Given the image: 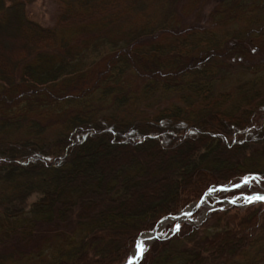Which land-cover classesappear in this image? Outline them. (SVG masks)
<instances>
[{"label": "trees", "instance_id": "16d2710c", "mask_svg": "<svg viewBox=\"0 0 264 264\" xmlns=\"http://www.w3.org/2000/svg\"><path fill=\"white\" fill-rule=\"evenodd\" d=\"M53 1L0 0V264H124L245 176L139 264H264V202H230L264 191V0Z\"/></svg>", "mask_w": 264, "mask_h": 264}, {"label": "rangeland", "instance_id": "374dc122", "mask_svg": "<svg viewBox=\"0 0 264 264\" xmlns=\"http://www.w3.org/2000/svg\"><path fill=\"white\" fill-rule=\"evenodd\" d=\"M27 3L25 5V10H26V15L27 17L33 21L34 23H38L40 26L42 27H51L56 19V7H55V1L53 0H26ZM198 1L197 0H187L185 5H186V9L187 11H192L195 9L196 7V3ZM205 5H208L210 3V0H204ZM219 26V23H218ZM4 35H0V51L3 49L5 50V53L7 55H11V54H15L16 51H18V48H22L21 46L23 45V43L21 42L20 39L12 37L10 38L9 36L6 40V38H3ZM253 193H261L264 194V191L262 192H256L254 191ZM253 193L249 194L252 195ZM248 195L243 196L242 200H239L237 203L240 206L243 205H247L249 203L245 202V197ZM38 197V194H32L29 198H28V203H32L33 201H35ZM211 198V195H206L205 196V200L203 201V203L200 205L202 206L201 211L198 214V219L197 222H201L202 220L205 219V217L207 216L208 212L214 208L213 204H209V199ZM190 209V208H189ZM185 210H188L185 209ZM185 216H179L177 217L178 222H182L184 220ZM168 218V220H167ZM164 218L163 222L159 225L162 226L164 225L167 221L169 220H173L176 218H172V217H167ZM159 231V230H158ZM173 231V229L169 230V233H171ZM161 232L159 231L158 236H163L162 234H160ZM148 240H152V239H147V240H143V242L148 241ZM135 248L133 249L131 256L134 254ZM7 264H13V263H7ZM14 264H21V263H14Z\"/></svg>", "mask_w": 264, "mask_h": 264}, {"label": "snow or ice", "instance_id": "6c2138e0", "mask_svg": "<svg viewBox=\"0 0 264 264\" xmlns=\"http://www.w3.org/2000/svg\"><path fill=\"white\" fill-rule=\"evenodd\" d=\"M259 177L256 176H245L241 178L240 184H233V188H239L242 185L250 184L253 180H258ZM230 191L228 188L221 187L220 189H209V192L206 193V195L210 194L213 191ZM240 199V197H233V199L230 201L231 203H236V201ZM256 201L264 202V194L261 193H253L252 195H248L245 197L246 203H253ZM177 230H179V225L176 226ZM146 251V248L144 246V242L142 239H137L135 241V251L132 256L128 258L127 264H139L140 258H142L143 253Z\"/></svg>", "mask_w": 264, "mask_h": 264}, {"label": "water", "instance_id": "95a60500", "mask_svg": "<svg viewBox=\"0 0 264 264\" xmlns=\"http://www.w3.org/2000/svg\"><path fill=\"white\" fill-rule=\"evenodd\" d=\"M240 182H237L235 184H240ZM233 185V184H232ZM232 185H229V186H223V185H216V186H213L209 189H220L221 187H224V188H233ZM209 189H207L203 194L202 196L200 197V199L194 204V206L188 210H182V211H179L176 215H171V216H168V217H172V218H177L179 216H188L193 210H195L198 206H200L203 201L205 200V196H206V193L209 192ZM214 192V191H213ZM211 192V193H213ZM210 193V194H211ZM209 195V194H208ZM164 218L160 219L156 225L153 227L152 230L150 231H146V232H143L141 233L137 239H142V240H147V239H154L158 236V227L159 225L163 222ZM128 260L125 262V264H127Z\"/></svg>", "mask_w": 264, "mask_h": 264}, {"label": "bare ground", "instance_id": "6f19581e", "mask_svg": "<svg viewBox=\"0 0 264 264\" xmlns=\"http://www.w3.org/2000/svg\"><path fill=\"white\" fill-rule=\"evenodd\" d=\"M224 186V185H223Z\"/></svg>", "mask_w": 264, "mask_h": 264}]
</instances>
